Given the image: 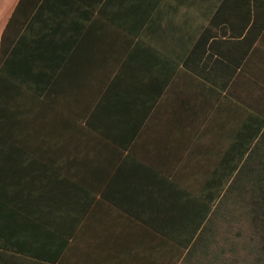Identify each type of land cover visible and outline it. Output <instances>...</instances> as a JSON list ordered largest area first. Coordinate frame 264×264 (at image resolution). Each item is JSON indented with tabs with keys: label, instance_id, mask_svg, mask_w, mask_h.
<instances>
[{
	"label": "crops",
	"instance_id": "obj_1",
	"mask_svg": "<svg viewBox=\"0 0 264 264\" xmlns=\"http://www.w3.org/2000/svg\"><path fill=\"white\" fill-rule=\"evenodd\" d=\"M264 120V0H0V264H182Z\"/></svg>",
	"mask_w": 264,
	"mask_h": 264
},
{
	"label": "trees",
	"instance_id": "obj_2",
	"mask_svg": "<svg viewBox=\"0 0 264 264\" xmlns=\"http://www.w3.org/2000/svg\"><path fill=\"white\" fill-rule=\"evenodd\" d=\"M182 264H264V120Z\"/></svg>",
	"mask_w": 264,
	"mask_h": 264
},
{
	"label": "rangeland",
	"instance_id": "obj_3",
	"mask_svg": "<svg viewBox=\"0 0 264 264\" xmlns=\"http://www.w3.org/2000/svg\"><path fill=\"white\" fill-rule=\"evenodd\" d=\"M252 138H253V137H252ZM250 140H251V139H250ZM249 143H250V142H249ZM249 148H250V144H249ZM249 151H250V150H248L247 155L244 154V155L242 156V158H241V160H240V163L237 165V167H235V168L232 169V177H231V179H233L234 175L237 173V171H238L239 167L241 166L242 162H243L244 159L248 156ZM230 183H231V182H227L226 184L222 185V188H221V189L219 190V192H218V197H217L216 201H215V202L212 201V202L210 203V205H209V209H208L209 213H210V211L212 210V208H215V206L217 205V202L221 199V197L223 196V194H224L226 188L229 186ZM207 216H208V215H207ZM207 216H206V217H207ZM206 217H203L202 222L205 221Z\"/></svg>",
	"mask_w": 264,
	"mask_h": 264
}]
</instances>
